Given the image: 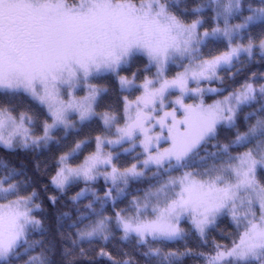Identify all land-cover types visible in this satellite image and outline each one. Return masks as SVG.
<instances>
[{"label":"snow or ice","instance_id":"snow-or-ice-1","mask_svg":"<svg viewBox=\"0 0 264 264\" xmlns=\"http://www.w3.org/2000/svg\"><path fill=\"white\" fill-rule=\"evenodd\" d=\"M0 264H264V0H0Z\"/></svg>","mask_w":264,"mask_h":264}]
</instances>
